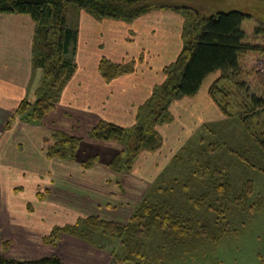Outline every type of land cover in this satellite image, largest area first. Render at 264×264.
<instances>
[{
	"label": "crops",
	"instance_id": "0c3cea01",
	"mask_svg": "<svg viewBox=\"0 0 264 264\" xmlns=\"http://www.w3.org/2000/svg\"><path fill=\"white\" fill-rule=\"evenodd\" d=\"M67 24L78 34L71 52L75 71L55 108L39 124H29L15 111L22 100L36 99L43 78L32 61L35 22L24 14H0V254L20 261L55 255L63 264H112L109 251L74 235L62 233L56 245L43 238L55 226L88 216L126 224L161 177L165 159L188 141L180 136L185 121L177 118L188 111L185 103L196 104L198 112L214 106L204 88L210 77L195 97L169 105L171 121L155 126L161 146L142 151L130 171L115 173L107 165L122 144L93 139L90 131L100 121L124 127L136 123L138 107L164 81L163 68L183 46L185 17L173 9H157L126 22L97 19L71 6ZM102 59L135 63L129 73L105 81L98 68ZM56 132L81 138L75 159L46 156L43 140ZM94 156L92 166L84 168L82 163Z\"/></svg>",
	"mask_w": 264,
	"mask_h": 264
},
{
	"label": "trees",
	"instance_id": "16d2710c",
	"mask_svg": "<svg viewBox=\"0 0 264 264\" xmlns=\"http://www.w3.org/2000/svg\"><path fill=\"white\" fill-rule=\"evenodd\" d=\"M173 0H0V14L16 13L28 15L35 22L32 61L43 71L42 82L36 90L33 102L22 100L15 115L29 124H39L59 101L65 83L73 75L76 64L71 57L72 49L77 44V29L67 24V14L71 5L84 9L97 19H117L131 22L141 15L157 9H173L181 12L185 17L183 29V46L174 61L162 70L164 81L157 85L150 97L138 107L136 123L124 127L112 122L100 121L90 131V136L98 140L117 141L122 149L117 152L107 167L115 173L128 172L138 155L144 151H155L162 144V137L155 126L170 122L172 116L169 105L181 97L193 98L200 91L207 78L215 76L208 87V95L215 102L221 112L229 114L224 104V98L229 95L227 88L220 85L226 80L234 85L238 95H242L249 102L248 114L241 118L242 125L249 130L251 118L264 114V71L255 69L256 59L264 58V21L251 13L239 10L218 11L203 14L196 8L187 5L172 4ZM70 55V56H69ZM135 61L128 63H112L102 59L99 72L105 81L133 70ZM221 99V100H219ZM227 103V102H226ZM251 117V118H250ZM262 123V122H261ZM204 124L200 131L206 130ZM254 135L260 150L264 153V123L263 129ZM81 138L63 132H56L43 140L46 156L73 160ZM193 143L202 146V151L212 152L217 148L215 142L206 143L202 136H195ZM186 150L191 155L187 160L193 169L192 176H204L203 166H210V161L202 162L195 157L194 148ZM242 153H239V157ZM194 156V157H193ZM97 156L82 163L89 168L96 161ZM241 159V158H239ZM185 160V163L187 162ZM173 164L183 163V155L178 154L172 160ZM215 164V163H212ZM184 169V166H179ZM214 179L218 178L214 186V193L218 197L230 198L232 188L231 178L226 171L213 167ZM200 172V175L199 173ZM244 190L234 202L241 205L253 193V181H244ZM159 186L158 193H166L159 201H152L150 194L145 195L137 205L126 224L107 221L97 216L79 218L74 224L55 226L43 238V242L56 245L62 233L74 235L99 249H109L110 255L119 264H140L137 257L143 249V239L158 231L165 240L184 243L193 233L202 237L210 235V229L199 225L187 217L183 208L174 207L171 194L166 188ZM171 192V191H170ZM150 193V192H149ZM228 195V196H227ZM216 196L217 199H219ZM208 193L199 198L189 196L190 201L198 208L205 206L215 212L213 204H207ZM215 198V200H216ZM197 200V201H196ZM202 200V201H201ZM255 208L254 204L249 206ZM215 235V234H214ZM213 240L218 241V236ZM98 240L100 244L93 242ZM117 240L116 245L107 248L106 243ZM3 250L7 243L3 242ZM0 264H63L55 255L37 260L20 261L0 254Z\"/></svg>",
	"mask_w": 264,
	"mask_h": 264
},
{
	"label": "rangeland",
	"instance_id": "374dc122",
	"mask_svg": "<svg viewBox=\"0 0 264 264\" xmlns=\"http://www.w3.org/2000/svg\"><path fill=\"white\" fill-rule=\"evenodd\" d=\"M172 4L187 5L203 14L239 10L256 15L264 21V0H173ZM68 18H71L70 12ZM255 69L264 71V58L256 59ZM215 77L217 74L207 80L209 84L207 87L204 85V88H208ZM220 85L229 92L223 100L229 114L221 112L214 101L213 107L200 109L199 112L196 104L185 103L188 111L181 112L177 118L179 121H185V126L180 129L183 132L180 136L188 141L179 143L173 157L165 159L166 166L160 173L161 177L148 186L149 191L145 194H150L148 199L152 201L162 200L166 193H158L156 188L167 186L174 207L183 208L187 217L192 220L191 223H197L195 228L205 225L211 233L206 238L193 233L184 243H178L171 239L165 240L155 230L142 241L144 247L140 253L144 252L142 257H137L140 264H264V153L254 138V135L260 132L259 129H263L264 114L250 117L249 130H246L241 118L244 113L248 114L249 102L242 95H238L234 85L228 81L221 80ZM191 111L194 115H190ZM204 124L208 125L207 129L198 134ZM202 135L206 143L217 144V148L211 153L206 151L204 154L202 146L196 141L193 143L195 136ZM185 144L194 148L197 159L211 162L209 164L212 167L208 164L203 166L204 176H192L193 169L187 160L191 155L188 151H183ZM180 153L183 155V163L173 164L172 160ZM239 153H242V157H239ZM182 165L184 169L179 168ZM215 165L217 169L226 171L231 178L230 198L218 197L212 193L218 183V178L212 177ZM197 173L200 175V172ZM247 179L253 181V193L245 201L243 197V203L237 205L234 198L243 192V183ZM145 187L143 186V189ZM205 193L209 194L206 203L213 204L217 208L215 212L205 206L198 208L189 199V196L197 199ZM251 204L255 206L253 210L249 208ZM214 234L218 236L217 242L212 238ZM93 242L100 244L98 240ZM112 245L118 248L117 240L106 243L107 248ZM114 262L112 264H119L116 260Z\"/></svg>",
	"mask_w": 264,
	"mask_h": 264
}]
</instances>
